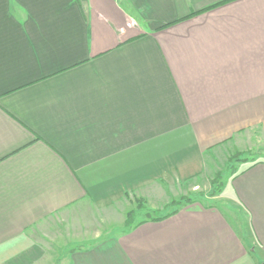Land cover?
<instances>
[{"label": "crops", "instance_id": "crops-1", "mask_svg": "<svg viewBox=\"0 0 264 264\" xmlns=\"http://www.w3.org/2000/svg\"><path fill=\"white\" fill-rule=\"evenodd\" d=\"M245 139L264 140V0H0V255ZM230 180L239 210L185 204L67 264L264 263V160Z\"/></svg>", "mask_w": 264, "mask_h": 264}, {"label": "rangeland", "instance_id": "rangeland-1", "mask_svg": "<svg viewBox=\"0 0 264 264\" xmlns=\"http://www.w3.org/2000/svg\"><path fill=\"white\" fill-rule=\"evenodd\" d=\"M262 160L264 140L245 139L237 145L223 143L214 149L211 157H204L201 173L179 182L174 181L173 184L171 181H162L158 185L163 190L152 185L143 190L148 195L137 196L138 193L131 191L132 194H124L121 201L118 199L110 206L98 208L92 204H79L47 218L28 231L23 239L24 247L14 254L0 255V264H67L71 251L88 248L98 240L117 236L131 227L125 221L129 210H133L131 224L136 223L143 218L171 211L175 206L170 202L183 200V196L195 198L207 205H226L237 211L240 208L225 199L231 190L230 179L241 167ZM216 173H220L219 180L215 178ZM137 199L143 201L138 202Z\"/></svg>", "mask_w": 264, "mask_h": 264}, {"label": "trees", "instance_id": "trees-1", "mask_svg": "<svg viewBox=\"0 0 264 264\" xmlns=\"http://www.w3.org/2000/svg\"><path fill=\"white\" fill-rule=\"evenodd\" d=\"M220 174V173H219ZM219 174H217L216 173V175H215V178H216V180H219L220 178H219ZM217 185H220L221 186V183H218ZM221 188V187H220ZM182 199L183 200H172L171 202H170V204L172 205V206H175V208H173L171 211H169V212H166V213H164V214H161V215H155V216H149V217H146V218H143L142 220H140V221H138V222H136V223H132L131 224V222H130V218H132L133 217V210H129L128 212H127V217H126V225L127 226H131V227H129L128 229H131V228H133V227H135V226H137L138 224H141V223H143V222H145V221H147V220H152V221H157V220H162V219H164V218H166V217H168V216H170V215H172V214H175L177 211H178V209H179V207H181V206H183V205H185V204H189V203H193V202H200V203H202V204H204V205H207V204H205L204 202H202V201H200V200H197V199H195V198H193V199H191V198H189V197H182ZM141 200L142 199H137V201L138 202H141ZM143 201V200H142ZM138 205V204H137Z\"/></svg>", "mask_w": 264, "mask_h": 264}, {"label": "water", "instance_id": "water-1", "mask_svg": "<svg viewBox=\"0 0 264 264\" xmlns=\"http://www.w3.org/2000/svg\"><path fill=\"white\" fill-rule=\"evenodd\" d=\"M262 264H264V263H262Z\"/></svg>", "mask_w": 264, "mask_h": 264}]
</instances>
